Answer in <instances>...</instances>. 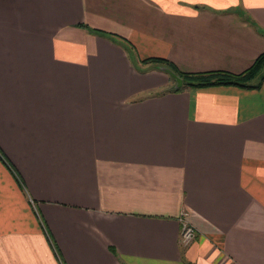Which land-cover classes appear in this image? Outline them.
<instances>
[{"label":"crops","instance_id":"0c3cea01","mask_svg":"<svg viewBox=\"0 0 264 264\" xmlns=\"http://www.w3.org/2000/svg\"><path fill=\"white\" fill-rule=\"evenodd\" d=\"M263 51L264 0H0V264H264V81L140 62Z\"/></svg>","mask_w":264,"mask_h":264},{"label":"trees","instance_id":"16d2710c","mask_svg":"<svg viewBox=\"0 0 264 264\" xmlns=\"http://www.w3.org/2000/svg\"><path fill=\"white\" fill-rule=\"evenodd\" d=\"M79 27H82L79 25ZM91 33L102 35V32L98 30H88ZM115 40H120V37L112 36ZM123 43L127 42L121 39ZM126 53L130 52L129 48H125ZM142 64H152L158 67L168 69L175 76H177L181 83L177 88L172 86L166 88L165 92L176 93L184 89H204L209 87L226 86L235 87L246 90H257L264 81V51L261 52L253 62L241 71L240 73L233 74L225 71H211L201 73H184L180 72L172 63L165 59L160 58H146L140 61ZM169 76V75H168ZM169 81L174 84L173 79L169 76Z\"/></svg>","mask_w":264,"mask_h":264},{"label":"built area","instance_id":"2783aa9c","mask_svg":"<svg viewBox=\"0 0 264 264\" xmlns=\"http://www.w3.org/2000/svg\"><path fill=\"white\" fill-rule=\"evenodd\" d=\"M183 216L185 215H181L180 218L178 219L179 241L181 245H186L193 239L195 235V230L188 222L184 220Z\"/></svg>","mask_w":264,"mask_h":264},{"label":"water","instance_id":"95a60500","mask_svg":"<svg viewBox=\"0 0 264 264\" xmlns=\"http://www.w3.org/2000/svg\"><path fill=\"white\" fill-rule=\"evenodd\" d=\"M159 69L163 70L165 73H167L174 81V85L172 86L173 88H177L180 86V79L175 76L172 72H170L168 69L162 68V67H158Z\"/></svg>","mask_w":264,"mask_h":264},{"label":"rangeland","instance_id":"374dc122","mask_svg":"<svg viewBox=\"0 0 264 264\" xmlns=\"http://www.w3.org/2000/svg\"><path fill=\"white\" fill-rule=\"evenodd\" d=\"M112 40H113V37H112ZM174 84H172V86H173Z\"/></svg>","mask_w":264,"mask_h":264}]
</instances>
